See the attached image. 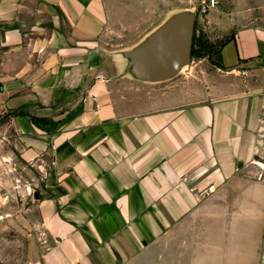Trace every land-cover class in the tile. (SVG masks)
<instances>
[{
	"label": "crops",
	"instance_id": "0c3cea01",
	"mask_svg": "<svg viewBox=\"0 0 264 264\" xmlns=\"http://www.w3.org/2000/svg\"><path fill=\"white\" fill-rule=\"evenodd\" d=\"M98 2L0 0L2 37H40L70 88L104 32ZM217 2L231 26L217 52L154 84L116 62L57 136L63 192L37 202L58 243L51 263L264 264V0Z\"/></svg>",
	"mask_w": 264,
	"mask_h": 264
},
{
	"label": "rangeland",
	"instance_id": "374dc122",
	"mask_svg": "<svg viewBox=\"0 0 264 264\" xmlns=\"http://www.w3.org/2000/svg\"><path fill=\"white\" fill-rule=\"evenodd\" d=\"M98 1L104 12V32L89 41L92 53L87 68L73 73L75 82L70 88L58 84L57 72L49 68L56 62L47 43L38 36L8 42L0 26V264H54L50 260L59 254L53 249L57 239L44 215L47 212L32 201V193L37 190L43 199L62 194L55 186L66 159L57 151L66 141L57 136L71 126L66 125L72 116L81 114L94 82L117 76V51L133 47L169 15L183 9L197 11L196 34L213 46L214 53L231 36L230 17L215 8L217 0L215 5L213 0ZM54 16L57 25H68L59 9ZM49 25L52 27L51 22ZM61 46L57 42L53 50ZM199 60L192 57L190 66ZM204 63L210 66L206 60ZM183 77L184 72L177 79ZM58 140L62 142L58 144ZM60 258L61 264H71L64 262L63 255Z\"/></svg>",
	"mask_w": 264,
	"mask_h": 264
},
{
	"label": "water",
	"instance_id": "95a60500",
	"mask_svg": "<svg viewBox=\"0 0 264 264\" xmlns=\"http://www.w3.org/2000/svg\"><path fill=\"white\" fill-rule=\"evenodd\" d=\"M197 12L176 11L133 47L115 53L123 65L120 77L143 83L170 81L184 72L192 62ZM32 201L41 196L33 190Z\"/></svg>",
	"mask_w": 264,
	"mask_h": 264
},
{
	"label": "trees",
	"instance_id": "16d2710c",
	"mask_svg": "<svg viewBox=\"0 0 264 264\" xmlns=\"http://www.w3.org/2000/svg\"><path fill=\"white\" fill-rule=\"evenodd\" d=\"M223 44L224 43H222L221 46H223ZM202 51H207V52L202 53ZM213 53H214L213 46L208 45L206 42H204L201 36L198 37L196 34V29H195L193 48H192V57L204 58V57L212 55Z\"/></svg>",
	"mask_w": 264,
	"mask_h": 264
},
{
	"label": "built area",
	"instance_id": "2783aa9c",
	"mask_svg": "<svg viewBox=\"0 0 264 264\" xmlns=\"http://www.w3.org/2000/svg\"><path fill=\"white\" fill-rule=\"evenodd\" d=\"M213 5H215L216 3H215V1L213 0V3H212ZM258 178H260L262 175L260 174V173H257V174H255Z\"/></svg>",
	"mask_w": 264,
	"mask_h": 264
}]
</instances>
